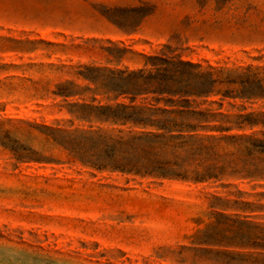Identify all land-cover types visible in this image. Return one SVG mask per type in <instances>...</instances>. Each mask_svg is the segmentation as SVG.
<instances>
[{
  "label": "rangeland",
  "instance_id": "rangeland-1",
  "mask_svg": "<svg viewBox=\"0 0 264 264\" xmlns=\"http://www.w3.org/2000/svg\"><path fill=\"white\" fill-rule=\"evenodd\" d=\"M161 55L264 68V0H0V122L90 130L69 111L92 94L66 100L57 89L95 88L87 70L135 71ZM18 126L11 141L42 149L39 131ZM51 154L62 163H18L0 144V264H213L210 252L227 251L208 244L224 235L219 215H245L213 202L242 192L264 205V183L98 173Z\"/></svg>",
  "mask_w": 264,
  "mask_h": 264
},
{
  "label": "trees",
  "instance_id": "trees-1",
  "mask_svg": "<svg viewBox=\"0 0 264 264\" xmlns=\"http://www.w3.org/2000/svg\"><path fill=\"white\" fill-rule=\"evenodd\" d=\"M148 59L145 68L135 71L87 70L83 76L95 88L70 83L57 89L54 94L66 100L92 94L91 102L72 103L69 111L90 130L8 120L0 122V144L18 163L61 164L51 154L61 149L68 163L98 173L222 187L264 183V111L248 106L264 104V68H204L167 55ZM6 125L13 129L4 130ZM18 125L39 131L42 149L11 141ZM104 127L127 131L114 135ZM238 195L236 201L217 198L211 206L245 214L219 215L224 235L209 237L208 244L227 251L210 252L217 255L211 262L264 264V205Z\"/></svg>",
  "mask_w": 264,
  "mask_h": 264
}]
</instances>
